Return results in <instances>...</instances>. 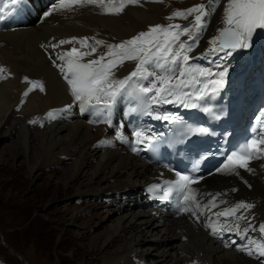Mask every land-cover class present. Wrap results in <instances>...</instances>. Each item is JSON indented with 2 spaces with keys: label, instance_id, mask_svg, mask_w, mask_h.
Listing matches in <instances>:
<instances>
[{
  "label": "bare ground",
  "instance_id": "bare-ground-1",
  "mask_svg": "<svg viewBox=\"0 0 264 264\" xmlns=\"http://www.w3.org/2000/svg\"><path fill=\"white\" fill-rule=\"evenodd\" d=\"M38 2L44 6L39 0L36 7ZM223 3L221 0V7L200 39L196 55L209 48L208 41L223 26L220 22ZM55 4L42 8L40 16L44 20L39 21L38 14L18 29L0 33V67L6 69L0 75L8 77L0 80V137L17 139V142L1 145L0 164L8 161L6 152H14L13 157L20 166L27 165L29 178L37 180L47 168L73 160L68 169L60 172L54 185L57 190L75 188V197H97L107 222L96 234L100 240L97 249L106 252L109 246L116 245L102 264H258L233 251L222 250L184 218L170 220L159 210H146L138 191L158 173L137 151L131 154L124 149L110 125L119 114L120 119L126 118L136 101L129 96L120 105L114 103L111 110L97 106L82 111L49 58L73 46L66 44L53 50L52 45L72 37L95 36L107 43L130 39L150 26L165 23L174 3L142 0V6H129L119 16L101 14L99 9L88 6L55 11L45 17L44 13ZM133 66L134 63H126L117 70V77L128 75ZM25 77L42 82L45 91L37 88L24 97V91L30 87L24 82ZM54 110L56 119H44ZM35 117L41 120L42 128L31 127L29 121ZM101 141L111 143L101 144ZM244 179L250 189L235 178L212 177L206 181L207 190L236 187L238 190L230 191L227 197L255 204L254 220L264 222V167L257 166L256 171ZM76 220L73 216L70 223Z\"/></svg>",
  "mask_w": 264,
  "mask_h": 264
},
{
  "label": "snow or ice",
  "instance_id": "snow-or-ice-1",
  "mask_svg": "<svg viewBox=\"0 0 264 264\" xmlns=\"http://www.w3.org/2000/svg\"><path fill=\"white\" fill-rule=\"evenodd\" d=\"M19 2L20 0H10L11 4ZM143 2L164 3V0H143ZM88 6L99 9L101 14L119 16L129 6H142V0H58L50 11L44 13V16L48 17L55 11H69L73 7ZM219 7L221 0H205L186 9H178L165 18L170 23L150 26L147 31L120 43H107L95 36L60 40L58 44L51 46L53 50L66 44L73 46L68 50L57 52L54 58L51 56L49 58L53 66L59 70L70 95L80 105L82 111L97 106L111 110L117 97L125 95L136 101V106L131 109L132 112H139L155 119L172 123L180 122L179 117L175 115L154 113L153 106L163 104H178L185 108L199 109L218 119L219 116L215 115L208 101L215 100L216 95L225 87L228 68L226 65L217 64L222 70L213 72L210 68L192 65L191 61L221 53L223 55L220 59L226 60L237 50L250 48L254 35L258 34V30H264V0H224L220 20L223 26L218 28L217 35L208 41L209 48L200 57L190 56L189 53H193L199 46L200 39L207 31L211 18ZM189 17L192 19L189 20ZM174 20H184L188 23H171ZM182 36L188 39L182 41ZM90 40L92 43H89ZM41 47L45 46L41 45ZM87 57L93 58L86 59ZM126 62H134L133 70L123 78L117 77V70ZM5 72L6 69L0 67V74ZM208 77L215 79H207ZM7 78L0 75V80ZM24 82L30 85L24 91V97H28L29 93L37 88L40 92L45 91L40 81H31L25 77ZM209 85L212 86L210 90ZM68 107L70 108L71 105ZM44 119H56V110L48 112ZM29 123L37 124L39 120L34 119ZM251 133L249 139L227 156L222 167L218 169L219 172L239 176L240 169L246 172L255 171L249 167L250 162L264 159V112L256 117ZM210 134L212 133L208 128L192 125H187L186 130L181 131L183 137ZM134 136L137 144L147 141V146L152 151L158 150V145L153 143L155 138L146 135L144 130H136ZM117 139L124 141L125 137L118 132ZM110 143V141H101V144ZM133 151L137 149L134 148ZM175 175L176 179L164 182L168 187L163 190L162 199H169L175 193L176 208L182 213H191L198 218V214L203 215L205 210L218 208L217 198L226 195V193H200L198 189L192 187L200 178L179 172ZM158 187V185L152 186V188ZM231 191L236 192L237 189L233 188ZM204 196H209L211 199L205 203L201 199ZM219 203L229 202L220 200ZM253 207L252 203L239 201L213 213L217 218H234L236 221L234 228L231 226L225 228L219 219L212 221L211 217L205 227L211 229L213 236L221 239L220 233L224 230L235 232L244 239V234L249 228L255 231L256 227L245 214L237 215V213L242 209L245 212L250 211ZM239 221H247V227L241 230ZM258 231L261 240L249 242L254 248L246 244L237 247L236 250L245 252L248 256L255 254L257 259L264 258V223L258 226ZM225 247H228V244H225ZM261 264H264V260Z\"/></svg>",
  "mask_w": 264,
  "mask_h": 264
},
{
  "label": "rangeland",
  "instance_id": "rangeland-1",
  "mask_svg": "<svg viewBox=\"0 0 264 264\" xmlns=\"http://www.w3.org/2000/svg\"><path fill=\"white\" fill-rule=\"evenodd\" d=\"M42 1L44 6L38 2L41 11L54 3V0L47 4L46 0ZM170 1L175 5H171L173 10H170L168 16L178 9L183 10L205 2ZM31 2L34 8H38L36 0H24L25 4ZM18 11L19 3L11 4L10 0H3L0 33L19 28L15 26ZM168 23L170 22L165 20L160 25ZM171 23L187 24L188 21L174 20ZM254 37L258 38L255 42H264V30H258V35L255 34ZM187 39L186 36L181 37L182 41ZM119 112L120 109L117 114ZM116 117L120 118V114ZM34 119L39 120V123H30L31 127L42 128L41 120L37 117ZM5 139L0 137V149L3 143L17 142V139ZM5 155L8 161L0 164V264H24L19 256L29 264H102L103 258L116 245L109 246L106 252H99L97 249L100 240L96 234L107 224L106 214L97 203V197H75V188L57 190L54 185L55 180L63 170L71 166L73 160H66L59 167H49L42 172L40 179L31 180L27 165L23 163L20 166V162L13 157L14 152H6ZM73 216L77 220L71 224Z\"/></svg>",
  "mask_w": 264,
  "mask_h": 264
},
{
  "label": "water",
  "instance_id": "water-1",
  "mask_svg": "<svg viewBox=\"0 0 264 264\" xmlns=\"http://www.w3.org/2000/svg\"><path fill=\"white\" fill-rule=\"evenodd\" d=\"M8 247V246H7ZM8 249L9 250H11L12 252H13V250L10 248V247H8ZM14 253V252H13ZM15 255H17V253H14ZM19 258L21 259V261L24 263V264H29V263H27L23 258H21L20 256H19Z\"/></svg>",
  "mask_w": 264,
  "mask_h": 264
},
{
  "label": "clouds",
  "instance_id": "clouds-1",
  "mask_svg": "<svg viewBox=\"0 0 264 264\" xmlns=\"http://www.w3.org/2000/svg\"><path fill=\"white\" fill-rule=\"evenodd\" d=\"M241 256V255H240ZM244 257V256H243Z\"/></svg>",
  "mask_w": 264,
  "mask_h": 264
}]
</instances>
